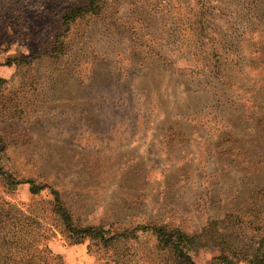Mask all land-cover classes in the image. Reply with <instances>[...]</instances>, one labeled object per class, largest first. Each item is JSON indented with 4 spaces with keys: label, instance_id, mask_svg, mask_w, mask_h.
Here are the masks:
<instances>
[{
    "label": "rangeland",
    "instance_id": "obj_1",
    "mask_svg": "<svg viewBox=\"0 0 264 264\" xmlns=\"http://www.w3.org/2000/svg\"><path fill=\"white\" fill-rule=\"evenodd\" d=\"M85 1L0 0V214L16 234L0 264H26L6 203L46 236L34 264H166L151 232L73 244L50 189L109 235L246 231L235 218L264 191V0H102L67 21ZM4 173L49 188L7 190Z\"/></svg>",
    "mask_w": 264,
    "mask_h": 264
},
{
    "label": "trees",
    "instance_id": "obj_2",
    "mask_svg": "<svg viewBox=\"0 0 264 264\" xmlns=\"http://www.w3.org/2000/svg\"><path fill=\"white\" fill-rule=\"evenodd\" d=\"M99 1L102 0H86L82 4L73 6V8L66 11L65 19L70 21L82 15L98 13ZM2 175L7 190H15L17 186L26 184L29 186V193L31 195H38L49 188L45 185H37L32 181H16L12 176L5 173ZM263 193L264 191H261L257 196L251 198L253 207L255 208L249 211L248 218L244 216H237L235 218L240 226H246V231L241 227L237 229L238 232L236 230L234 232L231 231L234 235L223 234L217 228L216 231H213V227L210 228V226L212 224L217 225L218 222H211V225L208 227L209 229H204L200 234L189 235L180 229L169 228L166 225H151L109 235L107 230L105 231L101 228L75 226L71 214L62 203L59 194L50 189L52 213L60 220L64 231L73 244H80L85 238H89L99 241L105 247H110L119 237L131 238L137 231L151 232L156 238L157 247L169 256L166 264H196L191 254L210 245L218 248L219 255L212 258L209 264H264ZM260 203H262L261 206ZM5 205L9 207L10 213H18L21 215L26 231L25 263L34 264L36 255L35 251L31 250L33 243L37 242L34 245L35 247L38 245L41 237L46 238V236H43L44 234L41 233V228L34 219L30 216H25L23 212L21 213V211L15 209L9 203ZM6 219L10 220V223L15 221V218L12 219L11 217ZM7 220L5 222L0 214V230L5 233L0 234V240L6 238L16 240V234L7 230Z\"/></svg>",
    "mask_w": 264,
    "mask_h": 264
}]
</instances>
